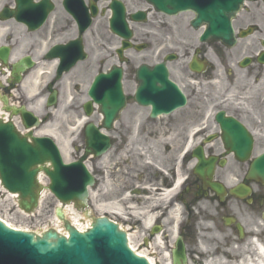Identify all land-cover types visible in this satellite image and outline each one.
Returning a JSON list of instances; mask_svg holds the SVG:
<instances>
[{
    "label": "flooded vegetation",
    "instance_id": "1",
    "mask_svg": "<svg viewBox=\"0 0 264 264\" xmlns=\"http://www.w3.org/2000/svg\"><path fill=\"white\" fill-rule=\"evenodd\" d=\"M84 1L88 6L98 2ZM20 3L25 5V10L20 11L17 0H0V47L9 46L6 61L0 58V120L11 122L18 132L27 135L35 134L50 123L52 110L48 101L55 89L61 92L59 84L62 78L55 76V69L52 78L36 93L30 91V83L34 79L35 68L54 62L47 58L50 47L65 42L67 35L75 30L66 5L76 10L79 0H21ZM185 14L160 15L156 19V28L159 33V61L165 60L167 55L175 56L176 60L168 65L171 74L176 72V67L182 74L174 80L186 94V105L152 117L151 108L138 104L134 92L126 93L127 108L108 132L111 143L109 151L102 156L95 151L91 155L94 176L91 207L94 215L105 214L129 229L142 227L145 217L153 216L152 225L143 234L144 245L156 238L152 234L154 228L161 229L162 233L166 230L165 221L179 207L185 213L180 231L186 240L193 241V221L197 218L194 211L202 212L222 231L228 220L231 223L229 229L239 234L237 224L242 217L239 208L241 202L231 195L230 190L241 182L252 187L250 197L253 203L245 201L246 213L250 215L261 202L260 185L244 179L256 155H252L250 161L243 162L230 152L221 125L216 121L215 116L221 110L219 105H229L227 97L233 94L228 96L224 83L221 94L213 93L210 86L212 68L208 67L204 73L194 76L188 58L198 51L201 57L210 52L224 67L233 65L237 71H241L245 81L252 77L254 93H247L246 83L243 82L238 89L240 92L236 94L237 108H227L225 112L244 126L255 148H264V63L258 60L264 53V0H245L233 22L237 38L233 48L219 42L201 44L199 33L194 36L195 40H189L192 30H198L192 28V17L187 20L183 16ZM17 16L25 17L32 26L46 17L39 29L30 30L16 19ZM178 34L182 37L176 39ZM167 45L170 50L163 52ZM27 55L37 65L25 72L15 73V67H21L20 61ZM238 56L237 63L232 62ZM243 58L250 59L245 68L240 65ZM227 73L230 76L236 74L229 70ZM236 80V77L229 80V85L236 83ZM213 107L218 108L212 111ZM69 110L77 117L85 114L83 105L72 106ZM23 111L32 117L26 116L24 119ZM95 115L94 123L97 129H102V116L99 112ZM26 124L34 127L28 128ZM200 151L205 164H200ZM199 165L205 171L213 165L214 181L224 184L228 191L223 201L195 173ZM249 236L247 231L244 232V238ZM192 249V245L188 246L189 257Z\"/></svg>",
    "mask_w": 264,
    "mask_h": 264
},
{
    "label": "water",
    "instance_id": "2",
    "mask_svg": "<svg viewBox=\"0 0 264 264\" xmlns=\"http://www.w3.org/2000/svg\"><path fill=\"white\" fill-rule=\"evenodd\" d=\"M148 2L157 10L167 14H177L192 9L196 13L192 21L195 27L203 23L208 24L201 37L202 41L221 40L230 46L236 41L233 36L232 19L240 10L243 0H148ZM113 3V17L110 21L112 29L123 38L129 39L132 32L128 30L125 22L124 7L120 1L113 0ZM92 13L96 15V7H93ZM132 18L144 20L145 13L140 11L132 15ZM78 22L80 32L83 33L90 25L91 17L86 13ZM81 43V40L77 39L66 48L68 51H71L70 47L79 49V55L84 58ZM123 45V48H127L131 44L123 41ZM123 48L118 50L120 55ZM69 68L70 66L66 69ZM192 68L199 70L196 63L192 64ZM137 72L140 85L136 98L144 105L152 103L154 112L157 107L156 95L160 90L158 84L164 89L171 88L182 96L178 87L168 79L165 64L153 68L142 65ZM122 76V68L114 66L109 72L97 75L89 90V95L99 104L104 114V124L107 128L112 127L114 120L125 107ZM175 93L173 99L177 101L178 97ZM85 105L87 113L91 114V102ZM217 119L223 125V129L232 131L230 133L233 137L241 136L245 139L243 132L236 131L240 126L232 118H224V114L220 113ZM98 135L101 138L99 143L103 152L108 142L104 135L100 133ZM93 136L94 126L90 124L87 128V154L95 147ZM33 141L29 143L15 132L12 125L0 122V178L3 186L10 192L18 193L21 208L31 212L38 205L37 198L42 187L36 178L43 170L50 177L49 188L57 198L63 203L74 201L79 208L85 207L88 186L93 183L92 175L86 166L80 161L66 164L59 148L50 138H33ZM230 149L236 151L239 158H243L248 155L251 148L250 145L240 144ZM46 163H51V167H45ZM248 178L264 183V154L250 167ZM213 187L218 192H222L218 186ZM248 190L242 187L234 193L242 198ZM58 216L63 218V213L59 209ZM65 216L71 221L66 214ZM72 224L76 226L73 222ZM66 228L69 237L53 230L40 236L32 232L18 231L0 220V264H150L151 262L148 257L150 262L129 247L132 245L134 249L130 234V245H128L126 233L105 217L94 220L92 228L85 232H80L67 221ZM176 246L177 248L173 250V264H187L182 238L178 239Z\"/></svg>",
    "mask_w": 264,
    "mask_h": 264
},
{
    "label": "rangeland",
    "instance_id": "3",
    "mask_svg": "<svg viewBox=\"0 0 264 264\" xmlns=\"http://www.w3.org/2000/svg\"><path fill=\"white\" fill-rule=\"evenodd\" d=\"M144 6V2L134 1L130 3L131 9ZM157 16V13L154 12L150 17L149 22H147L146 24L135 26V40L146 41L149 43V47L142 52H137L135 50H130L128 52L129 57L131 58V63L126 67V93L134 92V89L136 87L134 72L136 71V68L144 63H147L149 65L155 64L160 59L159 33L156 28V24L158 21L156 20ZM183 16H186V19L189 20L191 14L186 13ZM93 23L94 24L92 28L87 32L85 43L87 51L89 53V58L85 62L79 63L78 66L73 70V73L67 76L61 83V85L65 89H67L68 87L70 88L71 95H74V100H71L72 96L69 97V93H64L65 95L63 96L65 97L62 99L60 107L52 117L51 125L49 126L54 131V133H56V140L58 144L63 148V151L65 153L64 158L67 162L81 159L85 147V140L83 139V136L80 132L82 126L80 122L84 117L79 115V117H77V115L74 116V113L69 109L72 106H81V104H83L84 101L87 100V90L93 77L95 76V73L106 71L113 62H116L114 50L117 47L119 40L110 32L108 16H99ZM191 33L192 35L189 36V40L193 41L195 40L194 36H196L198 32L192 30ZM73 35L74 32H71L68 36ZM181 37V34L176 35V39H179ZM169 48V46L164 47L163 52L170 50ZM214 57H216L215 54ZM237 59H239V56ZM102 60H106V62L102 63ZM236 60H233L232 62L236 63ZM216 61L217 64L215 70L211 73V77L214 79V83H211L210 85L212 87V92L215 94H221L223 92V86L225 85V87L227 88L225 92L228 94V96L231 94H233V96L227 97L229 98V105L224 106L220 104L219 106L225 109H235L237 108L236 94L240 92L238 89L243 82L246 83V87L248 89L247 93H254V83L252 77L245 81L244 79H242L244 76H242L241 71H236L238 72L236 73V75L230 76L227 73V68L225 69L224 66H222L223 63L218 60ZM177 69L178 68L176 67V72H174L173 74L175 80H177L182 75ZM234 77H236L237 79L236 83L234 82L229 85V80H232ZM40 81L43 82L44 80L41 79ZM232 98H235L236 100H233ZM217 108L213 107L212 111ZM80 113L81 111H79V114ZM94 117H90L89 120L92 121ZM262 149V147L257 146L256 153H259L260 151H262ZM84 159V162L92 171V160L87 157ZM262 195L264 196L263 190ZM239 206L243 212H247V209L245 207L241 205ZM58 207H61V203L50 191H47L46 195L42 198L38 210L34 214H27L19 207L18 197H13L12 195H10V193H8L0 186V218L11 223L18 229H27L29 231H34L40 234L49 228H62L63 222L60 220V222H58L57 219L59 218L56 217V209H58ZM207 208L210 209L209 205L207 206ZM67 209L70 210V212L66 215L70 219L72 215L76 216L81 226H86L92 220V217L87 216L83 212H79L74 205H68ZM88 210L91 216H93V211L90 203ZM263 211L264 208L259 206L258 209H254L251 217L249 214L244 213V220L247 222L248 231L250 230L252 232V235H257L259 231H264V221L262 218ZM194 212L197 217L196 220L193 221L195 237L193 236V241L187 240L186 242L188 246H193V253L191 254L189 264H205L206 257L203 256L200 252L203 247H205V249L203 248L205 252H208L213 256L217 250L223 253V250H225V248L228 247L233 240L236 243H232L231 246L234 247L227 248L232 256L241 257L243 255L247 256L251 254L249 242L246 243L244 250L240 249L241 247L239 248V246L241 245L239 244L240 240L238 239L237 234L232 229H229L225 226V229H223V231L219 230L217 224L215 225L214 221L212 220L208 221V218L203 216L202 212ZM172 213H176V215L174 214L172 218L169 217L165 221L164 224L166 230L164 233H162L164 239L163 243L161 244H157L155 241H152L151 245H148V247H146L145 245H143V234L148 231L147 228L138 227L136 229H129L127 226H124V228L130 233L133 245L138 250V252L152 258L156 264H168L170 262V256L168 257L167 254L169 253L171 255V250L174 247L177 237L174 231V225L177 224L176 230L178 234L180 232L179 226L182 221H184L185 213L183 212L182 208H178ZM170 221H172V223H170ZM215 233L218 236H216ZM247 241L249 240H245V242ZM241 242L244 241H240V243ZM229 260L230 259H227V261Z\"/></svg>",
    "mask_w": 264,
    "mask_h": 264
},
{
    "label": "bare ground",
    "instance_id": "4",
    "mask_svg": "<svg viewBox=\"0 0 264 264\" xmlns=\"http://www.w3.org/2000/svg\"><path fill=\"white\" fill-rule=\"evenodd\" d=\"M35 89H36V85L34 86V89L32 91H34ZM43 134H50V135H53L54 136L53 130H50V129L49 130H45L43 132ZM62 150H63V148H62ZM63 154L65 155L64 151H63ZM40 179L42 181H44V177H41ZM10 195H12L13 197L16 196L14 193H11ZM45 195H46V193L44 194V196ZM67 207L64 208L65 214H69V212H70V210H68ZM171 214H173V213L171 212ZM2 220H4V219H2ZM57 220H58V222H60L59 219H57ZM71 220L77 226V228L80 229V230H85L86 228H88V227L91 226V221L86 226H81L80 223H79V221L77 220L76 216H73V215L71 217ZM153 220H154V217L153 216H149V215L146 216L145 217V221H144L145 222V226L146 227H149L151 225V223L153 222ZM4 221L9 226L15 227L11 223L7 222L6 220H4ZM58 229H60V231L64 232L62 228L58 227ZM174 231L176 233V226H174ZM261 233L264 234V231H261ZM215 235H216V233H215ZM216 236H218V235H216ZM163 239L164 238H163L162 234L159 233L156 236V238L154 239V241L157 244H161V243H163ZM248 240H249V247H250L251 254H249L247 256L246 255H243L241 257H236V256H232L230 254L229 250L227 248H225V250H223V253H221L220 251L217 250L215 252V254L218 253L219 255L213 256L209 260H206L205 264H264V239H261V242L263 244L256 242V240H254L252 238L251 239H248ZM242 243H243L242 244L243 247L239 246V248L241 247L240 249L244 250L245 249L244 247L246 245V242L244 241ZM203 248L205 249V247H203ZM203 248L200 250V252L202 253V255L205 256V257H207L208 255H210L208 252H205V250ZM134 249H135L136 252H138L135 247H134ZM232 251H234V250H232ZM138 253L141 254V255H144V256L148 257L147 255H145L143 253H140V252H138ZM238 254H239V252H238ZM167 255H168V257L170 256L169 253ZM148 258L151 260V262L153 264H156L155 261L152 258H150V257H148ZM227 259H230V260L227 261ZM168 264H170V262Z\"/></svg>",
    "mask_w": 264,
    "mask_h": 264
}]
</instances>
